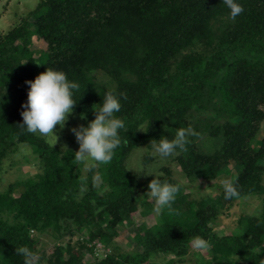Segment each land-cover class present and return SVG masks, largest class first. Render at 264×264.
I'll list each match as a JSON object with an SVG mask.
<instances>
[{
	"label": "trees",
	"instance_id": "trees-1",
	"mask_svg": "<svg viewBox=\"0 0 264 264\" xmlns=\"http://www.w3.org/2000/svg\"><path fill=\"white\" fill-rule=\"evenodd\" d=\"M238 2L245 11L233 20L223 0H38L0 33V167L21 143L38 159L32 174L0 191V264H152L159 254L182 257L199 239L210 243L207 264H264V134L257 137L264 121V0ZM33 36L46 43L38 55ZM46 68L78 84L73 111L85 124L108 91L124 94L116 115L127 131L109 164L83 172L75 148L20 127L25 82ZM99 73L111 80L99 83ZM187 128L195 133L187 151L169 160L190 184L164 166L157 179L180 184V193L171 210L138 225L132 251H119L117 229L132 223L140 188L153 178L140 180L127 158ZM204 134L209 147L199 140ZM222 175L215 193L194 196L193 185ZM227 181H235L239 198H224ZM252 195L262 197L260 214L242 215L238 232L218 234L212 223L219 212ZM74 234V244L63 241ZM42 238L52 241L49 253L39 250L48 241ZM96 242L112 250L97 257Z\"/></svg>",
	"mask_w": 264,
	"mask_h": 264
},
{
	"label": "clouds",
	"instance_id": "clouds-1",
	"mask_svg": "<svg viewBox=\"0 0 264 264\" xmlns=\"http://www.w3.org/2000/svg\"><path fill=\"white\" fill-rule=\"evenodd\" d=\"M223 3L229 9V16L233 20L245 11L238 0H223ZM25 83L28 85L27 98L21 105L22 123L19 125L27 133L39 134L44 138L51 137L54 144L57 141V126L60 129L65 126L69 115L73 113L77 105L80 97L76 98L74 93L79 86L69 80L65 72L52 68H46L34 79L27 80ZM4 93L5 90L0 97ZM122 98H124L123 93H118L115 89L108 91L103 103L95 109L92 108L95 115L87 126L80 125L71 129L79 145L78 150L73 152L74 158L85 166V170L109 164L115 151L121 146V130L127 131L125 121L116 115L121 111ZM138 129L147 132L149 127L141 126ZM191 135H195L193 129L187 128L178 130L172 139L167 137L158 139L152 145V154L163 161L178 152L187 151L188 137ZM127 170L152 176L147 194H150L154 200V210L157 213L171 210L172 204L181 191L180 184L162 182L154 178L159 173L155 170H146L135 158ZM222 188L225 199L240 197L235 181L225 182ZM195 247L203 249L207 248L208 244L199 239L195 242ZM20 252L26 257L31 255L28 249H21Z\"/></svg>",
	"mask_w": 264,
	"mask_h": 264
},
{
	"label": "rangeland",
	"instance_id": "rangeland-1",
	"mask_svg": "<svg viewBox=\"0 0 264 264\" xmlns=\"http://www.w3.org/2000/svg\"><path fill=\"white\" fill-rule=\"evenodd\" d=\"M38 0H0V33L6 32L9 28H11L18 20L19 16L26 13L30 9H33ZM35 53L34 55H38L37 50L45 49L46 43L42 40L37 38L36 36L32 37V46ZM111 78L106 74L102 75L101 73L98 74V82L99 83H107L110 81ZM80 125L87 126L84 122L79 120L78 115L73 111L72 114L69 115L68 120L65 123V126L60 129L57 126V141L55 143H61L62 145H67L75 148L78 150V142L75 138L74 133L71 131L72 128H77ZM264 134V121L261 123L260 129L257 133V137H261ZM200 141H204V147H209L212 139H210L207 135H203L199 138ZM148 156L150 159L147 158ZM137 159L140 166L145 168L146 170H155L159 173L158 178L161 175H166V172L162 170L164 166H170L173 178L180 180L182 184L189 185L186 179H182L181 174L179 173V169L177 168L174 162H170L169 158L165 160H161L159 157L154 156L152 154V149H136L130 154V156L126 160V165L129 167L132 165L133 159ZM146 160V161H145ZM38 162L37 157L31 151V147L27 144H18L15 147L13 153L10 156L6 157L3 160V163L0 167V191L3 190L6 185L11 182L15 181L19 178L26 177L28 174H32L34 170V164ZM85 166L83 167V172H86ZM134 172L133 170H131ZM136 173V172H134ZM137 177L140 180H145L150 175H145L142 172L136 173ZM228 175H222L216 181H200L199 184L193 185L194 189V196L199 198L203 194L215 193L216 190L220 188V184L223 180L227 178ZM94 180L96 184L100 182V175L97 171L94 172ZM229 180V179H228ZM262 183L264 185V175L262 179ZM148 187H141L138 197H137V211L132 214L131 220L132 223H125L121 225L117 229V237L114 239L115 244L118 246L119 251H132L134 249V234L138 230V225L143 221L146 225H150L154 222V215L156 211L152 209H148L151 206L155 208L154 200L147 194ZM189 189L186 188V192ZM191 198V196H190ZM142 200V201H141ZM140 202V203H139ZM261 205H262V197L260 195H252L244 198H240L235 200L229 208L222 209L215 221L212 223L213 229L218 234L224 233H231V232H238L240 230L239 225V218L242 215H254L257 216L261 212ZM151 212V213H150ZM79 234H74L71 236H65L63 241H70L71 244H74L76 238H78ZM45 239L47 242L44 244L41 242V245L38 244L40 251H46L49 253L52 249V241L49 238H42ZM197 240H193L190 243V247L188 251L182 256L178 257L173 254H159L155 257L150 263L152 264H207L206 260L210 258L209 255V241H205L208 244L207 248L197 249L195 247V242ZM43 244V245H42ZM96 256H103V254L112 250L111 247L104 246L100 244V242H96ZM85 259L87 261L94 260L89 254H86ZM45 262V260H43ZM145 264V263H144Z\"/></svg>",
	"mask_w": 264,
	"mask_h": 264
}]
</instances>
